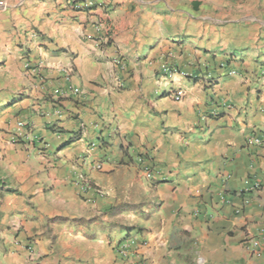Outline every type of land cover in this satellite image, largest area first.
I'll use <instances>...</instances> for the list:
<instances>
[{
  "label": "crops",
  "instance_id": "obj_1",
  "mask_svg": "<svg viewBox=\"0 0 264 264\" xmlns=\"http://www.w3.org/2000/svg\"><path fill=\"white\" fill-rule=\"evenodd\" d=\"M97 1L0 0V264H264V0Z\"/></svg>",
  "mask_w": 264,
  "mask_h": 264
},
{
  "label": "built area",
  "instance_id": "obj_2",
  "mask_svg": "<svg viewBox=\"0 0 264 264\" xmlns=\"http://www.w3.org/2000/svg\"><path fill=\"white\" fill-rule=\"evenodd\" d=\"M67 6L73 11H99V16H96V20L94 23V29L97 35V40L100 44H108L110 42V24L108 20L109 8L104 2H98L97 0H67ZM116 65H121L122 60L120 58H116L115 60ZM166 71H169L166 69ZM236 70H230L228 74L235 75ZM72 95H78L80 91L78 89L70 90ZM174 101H179L182 97L181 91L171 92L169 93ZM55 95L60 96L59 91H55ZM202 120L206 119V116L201 117ZM20 126H22L20 124ZM32 141H39L36 136H32ZM142 163V158H138V163ZM96 170L101 169V164H96L94 166ZM144 172L148 173L147 169H144ZM78 185L81 189L87 190L92 189L95 194L100 195L102 193L101 189L95 185H92L90 181L84 176L80 175L77 177ZM27 252L29 255V259L31 264L36 263L35 259V249L31 243L27 244ZM119 254L124 261V264H138V260L135 259V255L131 253L126 246H120Z\"/></svg>",
  "mask_w": 264,
  "mask_h": 264
},
{
  "label": "trees",
  "instance_id": "obj_3",
  "mask_svg": "<svg viewBox=\"0 0 264 264\" xmlns=\"http://www.w3.org/2000/svg\"><path fill=\"white\" fill-rule=\"evenodd\" d=\"M133 208H135V207L134 206H127V205L119 206V207L110 209L108 213H109V215L114 216L116 214H119L122 211H125V210H128V209H133ZM56 220L61 221V222L64 221L62 219H56Z\"/></svg>",
  "mask_w": 264,
  "mask_h": 264
}]
</instances>
